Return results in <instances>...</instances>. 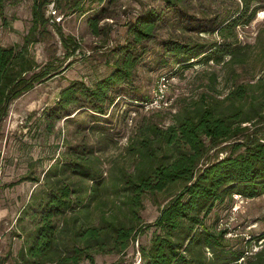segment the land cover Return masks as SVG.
<instances>
[{
	"label": "trees",
	"instance_id": "obj_1",
	"mask_svg": "<svg viewBox=\"0 0 264 264\" xmlns=\"http://www.w3.org/2000/svg\"><path fill=\"white\" fill-rule=\"evenodd\" d=\"M20 1L0 0V27L8 25L7 7ZM97 1L116 4L120 0ZM164 1L168 8H177L185 0ZM262 2L240 0L228 17L212 23L213 29L205 32L217 33L221 42L171 41L167 47L170 59L181 69L210 62L231 68L232 85L224 99L218 92L203 93L197 100L185 101L166 128L152 121L144 123L128 141L132 165L117 163L106 177L98 152L78 147L57 160L42 182L36 179L42 190L31 196L38 221L22 255L27 264H95V253L123 254L150 228L157 233L148 247L140 248L141 264H264V245L249 255L242 240L233 243L227 229L218 230L217 220L207 223L216 206L228 198L264 195V26L253 44H242L238 33V28L251 25L264 9ZM50 4L51 0H33L32 27L22 49L0 44V125L14 100L61 68L49 62L36 71L28 46L39 40L37 36L51 25L68 56L80 48L75 38L51 22ZM83 4L84 0H56L57 10L63 12L83 11ZM158 19L155 12L136 19L131 25L136 45L154 38ZM89 23L98 35L99 18ZM226 56L229 59L224 62ZM136 67L137 60L127 54L95 86L73 82L47 116L65 119L83 109L107 116L117 100L116 92L132 83ZM219 152L228 154L220 158ZM163 194L169 201L156 221L145 225L141 218L145 200Z\"/></svg>",
	"mask_w": 264,
	"mask_h": 264
},
{
	"label": "rangeland",
	"instance_id": "obj_2",
	"mask_svg": "<svg viewBox=\"0 0 264 264\" xmlns=\"http://www.w3.org/2000/svg\"><path fill=\"white\" fill-rule=\"evenodd\" d=\"M262 1L260 5H264ZM237 2L240 0H185L177 8H168L164 0H120L116 4L84 0L83 11L70 13L58 9L61 21H54L66 36L75 38L80 48L75 55L68 56L51 25L37 36L39 40L28 46V57L36 63V71L49 62H56L61 68L58 74L14 100L0 125V264H27L22 255L32 242L38 221L31 196L40 193L46 172L70 150L93 148L102 159L106 177L117 163L132 165L126 149L138 127L152 121L166 128L186 102L207 92H218L221 99L228 95L231 68L210 62L181 69L170 59L167 47L171 41L191 45L221 42L217 33L205 31L213 29L212 23L219 24L228 17ZM32 4L33 0H21L7 7L8 25L0 27L2 46L23 48L32 27ZM150 12L159 17L154 38L136 45L131 25ZM96 17L98 35L89 23ZM263 26L261 9L251 25L238 28L240 42L253 44ZM127 54L137 60L132 83H125L116 92L117 100L107 116L87 109L65 119L47 116L65 88L76 81L95 86ZM228 59L226 56L224 62ZM228 153L219 152L218 156L223 158ZM168 201L164 194L149 195L141 212L143 223L155 222ZM216 220L223 224H218V230L231 232L228 239L233 243L242 240L249 247L247 254L263 247L264 239L258 237L264 236V195L254 199L228 198L216 206L207 223L211 225ZM155 233V228H150L135 238L123 254L95 253V264H141L140 248L148 247Z\"/></svg>",
	"mask_w": 264,
	"mask_h": 264
},
{
	"label": "built area",
	"instance_id": "obj_3",
	"mask_svg": "<svg viewBox=\"0 0 264 264\" xmlns=\"http://www.w3.org/2000/svg\"><path fill=\"white\" fill-rule=\"evenodd\" d=\"M47 12H48L49 18H51V22H54V20H56L58 22L61 21V18L58 15V10L56 8V0H51V4L49 5ZM234 197L237 198V197H240V196L239 195H235ZM222 225L223 224L221 222L219 224V226L221 227ZM230 235H232V234L229 231V233L227 234V236H230Z\"/></svg>",
	"mask_w": 264,
	"mask_h": 264
}]
</instances>
